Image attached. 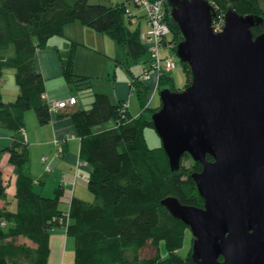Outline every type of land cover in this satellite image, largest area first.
Instances as JSON below:
<instances>
[{
	"label": "trees",
	"instance_id": "16d2710c",
	"mask_svg": "<svg viewBox=\"0 0 264 264\" xmlns=\"http://www.w3.org/2000/svg\"><path fill=\"white\" fill-rule=\"evenodd\" d=\"M208 2L220 15L231 7L240 14L261 17L262 24L251 31L253 35L264 32V0ZM125 9L133 14L127 15ZM165 10L173 40L171 50L175 52L182 34L172 21L167 0ZM72 22L107 35L115 45L124 47L133 60L145 55L142 69L146 66V46L139 35L147 29V22L132 0L114 5L87 0H0V78L6 69H13L18 85L17 95L9 102L3 100L0 90V129L11 134V141L3 150L16 168L12 195L16 209L0 206V264H47L49 235L61 226L74 240L73 264H193L191 253L181 257L176 252L188 227L160 201L175 196L183 204L202 206L203 199L191 176L201 169V164L185 153L179 168L172 171L162 145H147L143 131L153 127L151 115L156 108L148 105L151 87L140 80L142 71L138 75L130 72V90L133 86L131 93H136L139 103L134 117L125 101L113 102L107 93L95 92L88 109H62L56 114H52L42 97L45 81L34 67L35 52L47 46L51 37L61 35L64 25ZM167 42L164 40L163 45ZM77 45L78 42L69 41L62 70L73 87L81 88L90 86L91 79L74 72ZM181 64L191 78L189 66ZM173 84L172 76L162 73L157 78L156 90H174ZM187 85L186 82L184 86ZM27 110L34 111L40 125L50 122L53 116L69 118L79 138V158L90 167L87 188L93 197L91 201L73 198L68 212L62 214L60 189L47 197L35 191L33 178L23 169L28 151L21 136ZM111 119L112 127L93 130ZM187 158L193 160L190 168L182 164ZM206 159L212 157L206 155ZM0 200H7L1 170ZM163 216L173 224H167Z\"/></svg>",
	"mask_w": 264,
	"mask_h": 264
},
{
	"label": "water",
	"instance_id": "95a60500",
	"mask_svg": "<svg viewBox=\"0 0 264 264\" xmlns=\"http://www.w3.org/2000/svg\"><path fill=\"white\" fill-rule=\"evenodd\" d=\"M167 2L191 82L159 90L151 123L172 171L185 153L201 164L191 176L203 205L160 203L190 229L193 264H264V32L251 31L262 19L228 7L215 32L208 0Z\"/></svg>",
	"mask_w": 264,
	"mask_h": 264
},
{
	"label": "crops",
	"instance_id": "0c3cea01",
	"mask_svg": "<svg viewBox=\"0 0 264 264\" xmlns=\"http://www.w3.org/2000/svg\"><path fill=\"white\" fill-rule=\"evenodd\" d=\"M140 23V26H142L143 22L140 21ZM83 27L85 26L79 24L78 22H72L64 25L62 34L51 37L47 46L36 50L34 56V67L41 73L45 81V102L55 99L75 97V94L78 95V99L75 97V104L68 106L63 110V112H67L73 108L88 109L95 92L107 93L113 102L126 101L129 98V94H131L129 86L130 77L124 76L117 79L115 75V71L118 68L117 64L124 65L123 56L121 57V54L117 55L116 52L113 54L106 51L104 47L103 52H97V56H93L90 53L86 54V43L79 39L77 35V32H80L81 30L84 32L86 31L84 29L88 28ZM69 41L79 43L75 49L76 59L74 62V72L76 74L89 76L91 79L90 86L83 87L84 89L78 88L81 90H78L77 92L73 90L75 87H73L72 83L67 81L62 70L69 51ZM112 43L115 48L116 46L113 41ZM83 49H85L84 52ZM94 52H96V50ZM79 58L84 59L85 63L87 61L88 64L85 66H79ZM111 71L113 72L112 76H110ZM99 72H101L102 77H94V75ZM94 81L97 82L94 83ZM148 81L146 84L149 85V88L151 85L152 90L157 91L155 77L152 76ZM17 93L18 88H16L15 91H11L9 99L6 100H13ZM79 106H82V108ZM31 111L32 110H27L23 117V130L25 132V143L28 154V144L37 142L35 140H31L33 139L35 133H44L45 135L50 134L53 136V139L50 141L51 148H44L46 152L48 151L46 155H41V157H45V160L42 161L40 157V163L43 166L44 172H36V175H34L32 169L28 168V156L27 164L23 167V169L33 178L34 189L38 193L44 196H52L56 188L60 189L61 197L59 200V208L61 209L62 214L67 213L70 202L73 198L84 201L92 200V194L87 188L90 167L89 165L81 162L79 158V138L76 134H74L73 126L68 117L64 116L63 118H55L53 116L52 120L44 125H40L37 118H35L36 123H38L37 126V124H34V120H32ZM137 114L138 113H135L134 116ZM33 115L35 117V113ZM28 119L31 127L28 125ZM113 125L114 122H107L96 126L93 130H103L110 128ZM26 126L27 128L30 127V129L26 130ZM0 138L6 139L10 142V131L0 129ZM56 139L63 141L55 146L53 141ZM48 140L49 139H44L41 142L49 143ZM0 170L7 198V200H0V206L6 205L10 209V201L8 199L10 192L8 191L7 186L12 183L11 195H13L15 189L16 168L9 163L8 153L5 154L4 159L0 163ZM5 178L7 181H5ZM48 245L49 256L47 258V264L74 263V240L72 236L66 234V228L64 226L51 230Z\"/></svg>",
	"mask_w": 264,
	"mask_h": 264
},
{
	"label": "rangeland",
	"instance_id": "374dc122",
	"mask_svg": "<svg viewBox=\"0 0 264 264\" xmlns=\"http://www.w3.org/2000/svg\"><path fill=\"white\" fill-rule=\"evenodd\" d=\"M87 1H88V3H101V4H105V5H114L117 2H121L122 0H87ZM129 26H130V28H133L131 25H129ZM83 28H86V27H83ZM84 30H86V31L83 32L81 30L80 32H77L79 39L84 41L86 43V46H87L86 51H85V49H83V52L85 51L86 54L90 53L93 56L94 55L97 56V52H103V47H104L106 49V51H109L113 54H114V52H116L117 55L121 54L120 56L121 57L123 56L124 65L117 64L118 68L115 71V73H116L115 75H116L117 79H120V77H124V76L130 77V72L134 75H138L142 71V67H143L142 60H144V58L146 57L145 55H142L137 60H133L132 58H130V56H128L126 54V50L124 47H122V46L118 47L117 45H115L116 47L114 48L113 43H112V39L110 37H108L107 35H105V34L101 35V33H97L94 30L88 29V28H86ZM165 40L166 41L172 40V34L171 33L168 34L166 36ZM171 43H173V42H171ZM95 50H96V52H94ZM109 52H106V53H109ZM169 52L174 53V55H175L174 59L176 60V65L169 72V75L172 76V78H173V83H174L173 89L175 91H178V90H181L182 88L185 87L184 85L186 84V82H187V84H189L191 81V78L189 75H186V69H185L184 65H182L180 63V61L178 60V57L176 56L175 52L173 50H170ZM5 53L10 54L11 51H9V52L5 51ZM107 55H109V54H107ZM74 62H75V60H74ZM78 64H79V66H85L88 63H87V61L85 63L84 59L79 58ZM112 74H113V72L111 71L110 76H112ZM95 76H98L99 78H101L102 74H101V72H99L96 75H94V77ZM104 77H106V76H104ZM186 79H187V81H186ZM95 82H97V81H94V83ZM17 86L18 85L16 82L14 70L13 69H6L0 78V90L2 92V97H3L4 101H7L6 99H9V95H10L11 91H13V90L15 91V89L18 88ZM150 87H151V90H150V94H149V98H148V105L151 108L155 107L156 108L155 111H157L161 106L159 93H158V91H153L151 85H150ZM81 88H83V87H81ZM95 89H99V88H95ZM73 90L75 92H77L78 90H81V89L74 88ZM75 97L78 99L77 94H75ZM9 101H12V100H8L7 102H9ZM125 103L127 105L128 112L130 113V115H132L134 117L135 113H138V111H139V103H138L136 93L134 92V93L129 94V98L125 101ZM78 104H79V102H78ZM79 107L82 108V106H79ZM30 113L32 114V120H34V124H37V126H38V123H36V121H35L36 116L34 117V115H33L34 111L32 110ZM109 122L112 123L113 120L111 119ZM28 125H29V119H28ZM29 126L31 127V124ZM30 127L27 128V126H26V130L30 129ZM143 133H144L145 141L149 147L161 146V139L153 127H151V126L146 127L144 129ZM21 138L23 140V139H25V136L22 135ZM44 139H49L48 140L49 143H42L41 141ZM52 139H53V136L50 134L45 135L44 133H41V134L35 133L33 139H31V140H35L37 142H33L32 144L31 143L28 144V149H29L28 168L32 169V172L34 173V175H36L35 174L36 172H40V173L44 172L43 166L40 163V157L42 154L46 155V153L48 152V151L46 152L44 150L45 147H49V149L51 148L50 141ZM7 142L8 141L6 139L0 138V150H1L0 163L4 159V156L6 154L5 153L6 151L3 150V148H5L10 143V142H8V143ZM182 164L185 168H190L193 165V160L191 158L184 159V160H182ZM34 177H36V176H34ZM5 181H7L6 178H5ZM11 186H12V183L7 186V189L10 192V194L8 195V199L10 201V209L15 210L16 209L15 199L11 195V193H12L11 192V189H12ZM163 218L167 220V224H173V222L170 221L167 217L163 216ZM18 241L31 244L26 239H24V240L19 239ZM192 241H193V236L191 234V231L189 228H186L185 233H184L183 243H182L181 247L179 249H177L176 252L181 257H185L186 255H188V253H191ZM149 251H150V249H149Z\"/></svg>",
	"mask_w": 264,
	"mask_h": 264
},
{
	"label": "built area",
	"instance_id": "2783aa9c",
	"mask_svg": "<svg viewBox=\"0 0 264 264\" xmlns=\"http://www.w3.org/2000/svg\"><path fill=\"white\" fill-rule=\"evenodd\" d=\"M132 1L135 7L139 11H142L144 13L147 22V29L145 31L140 32L139 35L140 40L146 46L147 53L146 66L142 69L140 80L146 83L152 76H154L156 79L157 88L158 76L162 73H169L176 65L174 53L169 52L171 49H173V44L169 41L166 43V45H163L166 36L171 33L169 24L166 19V0ZM125 12L129 16L133 14V12L129 9H125ZM223 24V15L217 14L215 11V16L212 18L211 23L213 31H221L223 28ZM131 90H134L133 86L131 87ZM42 97L45 98V95L43 94ZM47 102L52 114H56L62 109H65L68 106L75 104L76 99L75 97H68L64 99H55ZM22 135L25 136L24 131H22ZM61 141L56 139L53 141V144L57 146ZM44 160L45 158L42 157V161Z\"/></svg>",
	"mask_w": 264,
	"mask_h": 264
}]
</instances>
